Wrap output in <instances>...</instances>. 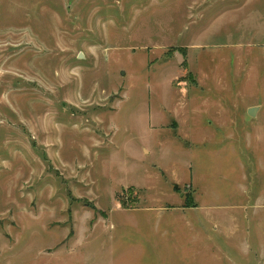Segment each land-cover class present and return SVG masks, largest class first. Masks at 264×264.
<instances>
[{"label":"rangeland","instance_id":"1","mask_svg":"<svg viewBox=\"0 0 264 264\" xmlns=\"http://www.w3.org/2000/svg\"><path fill=\"white\" fill-rule=\"evenodd\" d=\"M0 264H264V0H0Z\"/></svg>","mask_w":264,"mask_h":264},{"label":"water","instance_id":"2","mask_svg":"<svg viewBox=\"0 0 264 264\" xmlns=\"http://www.w3.org/2000/svg\"><path fill=\"white\" fill-rule=\"evenodd\" d=\"M83 57H84L83 54H80V55H79V58L82 59ZM122 74H123V73H122ZM256 112H257V108H251V109H249L248 114H249L250 116L254 117V116L256 115Z\"/></svg>","mask_w":264,"mask_h":264},{"label":"crops","instance_id":"3","mask_svg":"<svg viewBox=\"0 0 264 264\" xmlns=\"http://www.w3.org/2000/svg\"><path fill=\"white\" fill-rule=\"evenodd\" d=\"M201 227H202V225H201ZM218 227H220L219 224H218Z\"/></svg>","mask_w":264,"mask_h":264}]
</instances>
